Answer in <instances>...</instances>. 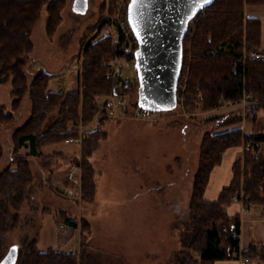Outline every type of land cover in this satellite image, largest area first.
I'll return each instance as SVG.
<instances>
[{
	"label": "trees",
	"instance_id": "obj_1",
	"mask_svg": "<svg viewBox=\"0 0 264 264\" xmlns=\"http://www.w3.org/2000/svg\"><path fill=\"white\" fill-rule=\"evenodd\" d=\"M116 1L109 0L112 6ZM130 1L127 0L128 5ZM65 3L66 0H0V81L10 80L12 84L9 109L0 105V126L13 120L24 96L31 102L29 117L11 134L10 161L15 166L7 165L0 171V262L10 247L16 245L11 244L7 250V235L19 225L18 210L31 197L32 171L28 158L42 156L45 146L66 142L67 138L78 135L79 122L88 125L99 110L96 97H103L106 105L107 96L117 88L105 77L103 66L105 58L118 53L109 33L82 45V91L48 90L50 76L42 69L37 70L30 82L27 80L25 67L34 48L33 28L45 9L48 14L45 31L52 38L62 22ZM250 4H264V0H210L190 15L183 39L182 62L183 67L190 62L186 90L189 107L200 103L203 109L213 110L226 102L237 103L248 95L247 106L252 113L264 110V57H245L262 42L260 18L245 13V6ZM191 29L195 30L192 34ZM127 83L126 93L140 86L138 76ZM134 106H139V99ZM53 113L56 118L47 124ZM216 120L218 126L227 129L219 132L210 129L204 133L189 202L190 217L180 234L182 248L174 256V264H213L240 256L264 262V243L251 244L241 250V216L239 213L229 215L227 210L241 194L246 208L264 205V130L244 133L240 114L236 117L231 113L222 114ZM102 123L103 118L98 124ZM105 133L96 127L85 132L82 142L81 190L82 199L87 202L95 199L97 191L95 169L89 160L91 140ZM245 144L249 147L234 160L229 183L222 187L216 199L206 198L211 173L222 163L224 152ZM22 148L27 151L22 152ZM2 154L0 141V158ZM63 220L77 227L76 220L67 216ZM23 235L21 243L17 244L14 264H81L91 241L92 227L86 219L81 221L79 252L40 250L38 232L31 236L26 230Z\"/></svg>",
	"mask_w": 264,
	"mask_h": 264
},
{
	"label": "rangeland",
	"instance_id": "obj_2",
	"mask_svg": "<svg viewBox=\"0 0 264 264\" xmlns=\"http://www.w3.org/2000/svg\"><path fill=\"white\" fill-rule=\"evenodd\" d=\"M73 3L74 0H66L62 22L52 38L45 31L48 18L45 9L32 31L34 48L25 67L27 80L30 82L37 70L42 69L50 76L47 88L50 91L83 90L82 45L91 38L111 35L116 23L114 16L121 6L125 9L127 0H117L113 6L109 0H87L82 12L75 11ZM193 32L191 29L190 34ZM110 57L104 59L103 66ZM189 63L183 67L180 83L184 75L188 78ZM137 75L135 62L131 61L125 77L135 80ZM11 91L10 80L0 81V105H6L7 109L12 101ZM185 93L187 97L176 108L156 112L150 118L135 115L138 87L127 92L122 108L112 105L111 94L106 105L103 97L97 96L99 110L88 125H83L85 132L96 127L106 132L103 137L91 140L89 160L95 169V199L91 202L82 199L83 140L45 146L42 156L28 158L32 171L31 197L18 210L20 223L7 235V250L11 244H20L27 230L31 236L39 233L40 250L79 252L81 221L86 219L92 227V236L81 264H174V256L182 248L180 234L190 217L189 202L205 131H215L216 118L227 113L233 117L240 114L243 120L248 118L251 132L264 130V110L252 113L247 101L233 111L217 114L203 109L200 103L189 107L188 92ZM198 99L201 100L200 94ZM30 110L31 102L26 95L13 120L0 126L3 148L0 171L7 165L15 166L9 160L11 134L27 120ZM55 118L53 113L47 124ZM77 127L83 129L80 122ZM26 151L22 148V152ZM72 163L79 166L77 182L67 177ZM65 181L69 182V189L61 185ZM64 216L77 222L71 237H66L72 227L63 220ZM247 264L264 262L251 259Z\"/></svg>",
	"mask_w": 264,
	"mask_h": 264
},
{
	"label": "water",
	"instance_id": "obj_3",
	"mask_svg": "<svg viewBox=\"0 0 264 264\" xmlns=\"http://www.w3.org/2000/svg\"><path fill=\"white\" fill-rule=\"evenodd\" d=\"M202 4L203 0H143L133 7L131 22L128 5V22L138 41L134 61L140 80L139 106L153 111L175 107L183 39L190 15ZM86 7L87 0H74L75 11ZM16 257L13 245L0 264H13Z\"/></svg>",
	"mask_w": 264,
	"mask_h": 264
},
{
	"label": "crops",
	"instance_id": "obj_4",
	"mask_svg": "<svg viewBox=\"0 0 264 264\" xmlns=\"http://www.w3.org/2000/svg\"><path fill=\"white\" fill-rule=\"evenodd\" d=\"M245 13L250 17H258L262 22L261 28V45L260 49L264 54V19L261 18V15H264V4H250L245 6ZM243 104L241 99L237 103H225L218 109L211 110L212 112L220 114L226 111H232L236 106ZM210 111V112H211ZM240 125L242 126L244 133L249 134L251 132L252 125H250L248 118H245ZM227 129V127L218 126L215 128V131H222ZM12 145L10 144V152ZM26 151L27 149L24 148ZM244 146L240 147H231L227 149L223 154V161L219 166H216L210 177L209 185L205 191V197L208 199H216L220 190L223 186L227 185L232 176V164L234 160L243 155ZM10 160V157H9ZM57 181V180H56ZM58 182V181H57ZM63 187L69 189L70 184L68 181L62 183ZM97 187V186H96ZM97 193V191H96ZM228 214L233 215L239 213L241 216V231H240V248L241 250H246L251 244L264 243V213L261 210L260 205H252L247 211H244L243 203L240 201H235L227 208ZM261 211V212H260ZM77 227H72V232L68 231L66 237H71L73 232H76ZM65 238L64 240H66ZM62 241V238L59 239ZM60 250V249H56ZM251 259L248 261L250 262ZM246 262L245 264H247ZM213 264H241L238 258L217 260Z\"/></svg>",
	"mask_w": 264,
	"mask_h": 264
},
{
	"label": "built area",
	"instance_id": "obj_5",
	"mask_svg": "<svg viewBox=\"0 0 264 264\" xmlns=\"http://www.w3.org/2000/svg\"><path fill=\"white\" fill-rule=\"evenodd\" d=\"M120 8L121 10H119V13L116 16H114V20L116 23L113 24L114 27L111 33L113 47L115 48V50H118V53L114 54L104 63V69H105V77L109 79L115 85V87H117L115 91L111 93L110 101L114 107L122 108L125 107L126 105V96H127V93L124 90V86L128 84L127 83L128 81H132L131 79H127L125 77V69L128 66H130V62L133 61L134 59L136 49L138 48V41L128 22V17H127L128 3H126L124 10H122L123 6H121ZM245 57L262 58L264 57V54L261 51V49L258 47V49L253 48L249 53H246ZM183 80L184 83H182ZM186 80H187V75L186 77L184 75L180 83V77H179V82L177 87V103L174 108L178 106L180 100L183 101L185 97H187L186 96L187 93H185ZM247 97L248 95H245L242 100L246 101ZM156 112L159 111L157 110L153 111L150 109L143 108L141 106L135 107V115L140 118H150ZM80 127H83V129L80 130L79 128L78 135L69 137L65 141L76 142V143L82 142V140L85 137V131H84L85 127L81 123H80ZM248 147L249 144L244 145V149H247ZM78 169L79 166L76 163H72L70 165V170L67 173V177L77 182L78 178L76 177V173ZM234 199L243 202L242 194L240 199L237 198ZM260 206L262 212L264 213V205H260ZM248 209L249 208L244 207V211H247ZM238 259L241 264H245L246 262L249 261L248 257H243V256H240Z\"/></svg>",
	"mask_w": 264,
	"mask_h": 264
},
{
	"label": "snow or ice",
	"instance_id": "obj_6",
	"mask_svg": "<svg viewBox=\"0 0 264 264\" xmlns=\"http://www.w3.org/2000/svg\"><path fill=\"white\" fill-rule=\"evenodd\" d=\"M142 2H143V0H132V2L129 4V20H130V22L132 21V18H133V16H132L133 7L135 5H137L138 3H142ZM209 2H210V0H203L204 4H207Z\"/></svg>",
	"mask_w": 264,
	"mask_h": 264
}]
</instances>
